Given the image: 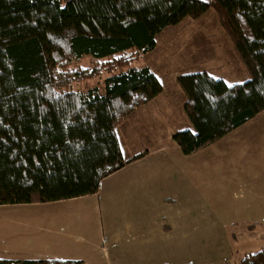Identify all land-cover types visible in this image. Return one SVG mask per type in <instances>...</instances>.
Wrapping results in <instances>:
<instances>
[{
  "label": "trees",
  "instance_id": "trees-1",
  "mask_svg": "<svg viewBox=\"0 0 264 264\" xmlns=\"http://www.w3.org/2000/svg\"><path fill=\"white\" fill-rule=\"evenodd\" d=\"M209 9L249 78L233 85L206 72L176 78L193 130L171 137L183 155L264 111V0H0V205L94 195L102 179L144 156L124 160L115 129L162 86L147 66L131 63L153 51L163 29ZM101 71L100 89H72ZM238 264H264V249Z\"/></svg>",
  "mask_w": 264,
  "mask_h": 264
},
{
  "label": "rangeland",
  "instance_id": "rangeland-1",
  "mask_svg": "<svg viewBox=\"0 0 264 264\" xmlns=\"http://www.w3.org/2000/svg\"><path fill=\"white\" fill-rule=\"evenodd\" d=\"M155 39L153 51L140 55L131 66H147L151 72H158L160 85H164L165 89L169 87L167 90L172 97L173 88L180 93L173 76L184 72H209L229 85L242 83L249 78L231 39L212 9L197 19L185 18L177 25L166 27ZM81 61V66H89L88 58ZM105 76L106 72L101 71L100 75L74 84L72 89H100ZM176 101L175 95L174 102L169 100L172 106L164 108L162 99L156 100L155 104L158 105L152 109L151 106L147 113L139 111L138 115L148 116V120L128 136L129 144L151 155L147 160L150 167H155L142 171L140 175L154 187L151 193L158 194L157 199L152 194L153 199L148 195L149 198L140 200L127 190L121 195L116 191V196L107 191L106 183L98 196L94 194L51 202L47 205L49 207L44 208L49 213L51 209L53 213L67 210L68 216L77 217L80 227L83 224L88 233L91 231L90 222L95 225L100 220L104 225L108 219V227H103V231H119L113 242L115 249L112 251L115 254H112L111 264H132L140 255L135 243L134 246L126 243L128 232H124L121 220L128 224L133 217L142 220L150 213L155 242L153 258L156 256L157 260L162 257L173 262L180 261L181 264H236L243 255L264 249V235H260L263 231L255 232L259 233L253 238V243L236 233L242 224H254V219L264 217V112L208 146L183 155L171 136L184 130L189 123ZM154 201L158 204L150 205ZM0 206V242L3 243L0 247L9 248V245L22 242L26 234L22 225L11 224L14 219L11 218L9 222L3 216H15L12 211L24 214L31 209L19 204ZM182 215L188 216L187 219H183ZM48 220L53 223V218L49 217ZM18 221L25 222V218ZM186 221H189L188 225L182 230ZM170 226L176 227L178 235L185 234L183 242L171 241L172 238L167 236L172 234L168 232ZM256 226L264 227V221ZM9 232H13L15 237L8 238L6 233ZM98 232L92 233L96 235L94 239ZM164 251L168 254L162 256ZM142 255L144 258L145 251Z\"/></svg>",
  "mask_w": 264,
  "mask_h": 264
},
{
  "label": "crops",
  "instance_id": "crops-1",
  "mask_svg": "<svg viewBox=\"0 0 264 264\" xmlns=\"http://www.w3.org/2000/svg\"><path fill=\"white\" fill-rule=\"evenodd\" d=\"M155 44H156V39H155ZM155 67L157 68L158 66L156 65ZM200 72H205V71H200ZM152 73L155 75V77L159 81V76H160L159 73L154 72L153 70H152ZM190 73H196V72H184L183 74H180V75H185V74H190ZM206 73L209 76L215 79H221L226 83L224 79L220 77H216L212 75V73H209V72H206ZM180 75L173 76V80L175 81V83H176V78ZM226 84L229 85L228 83ZM168 88L165 89V86L162 85V91L156 97H154L153 99H151L144 105L137 107L133 112H131V114H128V116H126L122 120V123L115 129L118 143L121 149V154L124 160H128L131 157L139 153H142V149L135 148L136 145H133L131 143L129 144L128 142V136L130 135V133L137 127L141 128L144 121H146V119L148 120L147 118L148 116L140 117L138 115L139 111H142L143 114L145 112L147 113L151 106H152L151 109L155 107V105L157 104V103L155 104L156 100L158 102V100L160 99H162V104H164L163 107L169 108V106L170 107L172 106L169 100L174 102L175 95H176V100H177L176 104L178 106L180 105L181 109L183 110L184 96L181 93V91H180L181 93L180 94L176 90V88H173V91H172L173 97H172L171 93L167 90ZM161 107L158 106L157 108H161ZM188 123H189V126H187L184 130L193 131L192 125L190 124L189 120H188ZM128 145L133 146V148ZM144 152L145 154L141 158L126 164L120 170L102 179L98 185V190L95 195L98 196L99 193L101 192V189H103L102 187L105 186V184L107 183L108 188H109L107 189V191L112 194H115L116 196H118L116 191L119 193V195H121L122 192H124V190H127L129 191L127 193H130V195H133L134 197L139 198L140 200L148 197V195L149 197L151 196V199H153L154 196H155V199H157L158 194L155 195V193L154 194L151 193V189L154 187L151 186L150 183L143 180L144 177L140 175L142 171L146 172L145 170L155 167V166H152V167L149 166L150 162H148L147 159H149L151 155H149L147 151H144ZM149 172H151V170H149ZM152 194L154 196H152ZM61 201H64V200H61ZM154 202L155 203L152 202L150 205L155 206L156 204H158L157 201H154ZM50 204L51 203L19 204V206L24 205L26 206L25 208H30L31 210L27 211L24 214L15 213L14 211H12V213H14L15 216H10L9 214H6L5 216H3L9 222H10V219L13 218L14 220L11 221V224L22 225L21 227L25 229L26 235H23L24 236L22 238L23 241L20 242L19 244L15 243L14 245H9V248L0 247V259L20 260V261H23V260H66V261H81L83 264H104V263L109 264V262L111 264L112 257H113L112 254L115 249L113 242L115 240V237H118L119 231H116V229H113V230L109 229L107 230V233L103 231V227H105L106 229L108 227V225H106L108 219L105 220L104 225H103V222H101L100 220H97V224L95 225H93L90 222L91 231L88 233L83 224H81V227H80V225L78 224L79 221L77 222V219H76L77 217L68 216L69 212H67V210L65 209L56 210L53 213L52 212L53 209H51V213L46 212L44 208L49 207L47 205H50ZM7 206H10V205H7ZM12 206H15V205H12ZM49 217L53 218V223L48 220ZM151 217H152V213L145 216L144 219L142 220L140 217H133V219H131L130 223L128 224H125L121 220V224H122V228L124 229V232L126 233L128 232L129 238L126 241V243L132 244L133 246L135 243L138 247L137 252H139L140 254L137 256L138 258L136 257L137 258L136 260L134 259L132 264H181L180 261L173 262L172 260H169L167 258L161 257L158 260L156 259V256L155 258H153V251H154L153 247L155 246V242H154V238H153V235L151 232L152 230L150 226ZM181 217L183 219L184 218L187 219L188 216L184 217L182 215ZM20 218H23V219L25 218V222H19L18 220H20ZM106 218H108L107 215H106ZM254 221H255L254 224L246 223V224H242V226L237 228L236 233L239 236H242V238L247 242L253 243V238H255L256 235H258L259 233V232L255 233L257 230L263 231L262 232L263 234H261L260 232V235H264V227L256 226L257 223L260 224V222L264 221V217L262 218L258 217L254 219ZM32 222H39V223L33 224ZM188 222L189 221L184 222V225L181 227L182 230L187 227ZM87 224H88V220H87ZM170 227L171 229L168 230V232L169 234L170 233L172 234L167 235V236H170L172 238L171 241L180 242L182 240L183 242L185 234H183L182 236L178 235L176 233V227L175 226H170ZM97 230L99 231L98 232L99 235H97L96 239H94L96 235H93L92 233L93 232L96 233ZM18 232H20V230ZM21 233L23 234L24 231L21 230ZM30 234H35V236H30ZM6 236L8 238H14L15 234L13 232H9V233H6ZM24 243H27V245L25 247H22ZM0 244H3V243L0 242ZM168 245H170L171 248L175 249L174 246H172V244H168ZM143 251H145L144 258L142 255ZM128 252H132V250H129ZM119 253H121V251ZM167 254L168 252L164 251V254L162 256H165ZM241 259L242 258H240L238 262ZM238 262L236 264H238Z\"/></svg>",
  "mask_w": 264,
  "mask_h": 264
}]
</instances>
